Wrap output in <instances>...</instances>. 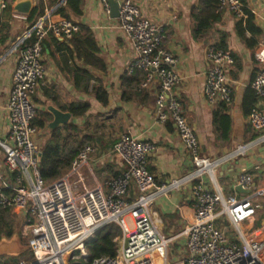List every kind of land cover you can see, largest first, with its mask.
I'll return each mask as SVG.
<instances>
[{"label": "crops", "instance_id": "1", "mask_svg": "<svg viewBox=\"0 0 264 264\" xmlns=\"http://www.w3.org/2000/svg\"><path fill=\"white\" fill-rule=\"evenodd\" d=\"M14 1L0 0L1 141L6 140L9 132L7 106L18 45L30 31L26 16L12 13ZM42 1L44 18L50 23L64 19L56 13L63 0L59 3L57 0ZM199 1L134 0V3L141 18L164 30L162 47L174 57V72L179 78L173 95L194 131L200 156L217 160L233 153L238 146L247 145L244 155L229 158L216 168L219 188L225 196L242 198L251 195L260 208L259 204L264 202V184L260 182L264 174V144L255 143L258 135L251 129L247 116L257 103L249 85L258 70L253 54L259 47H264V0H239L253 16V25L259 30L257 35L248 31L239 34V19L228 10L220 11L219 21L204 34L196 35L191 14ZM72 10L68 6L63 13L78 25L80 32L70 40L47 36L42 43L45 76L31 96L34 117L44 119V127L34 128L33 136L40 156L52 131L48 128L53 121L50 109H55L70 115L67 123L57 128L71 124L77 126L80 138H86L87 145L93 150L88 167L81 172L85 181L80 190L94 184L104 185L125 170L122 160L113 153L114 144L123 134L154 144L155 150L147 158L146 167L157 185L185 178L191 172L190 156L182 147L171 122L156 121L154 99L158 92L157 82L142 89L143 73L127 74L134 55L117 19L105 13L99 0H78V11ZM209 46L229 51L232 55L233 65L228 72L232 88L229 103L210 106L204 98L208 68L205 50ZM82 104L89 105L86 114L74 117L68 111L70 106ZM45 114L49 117L47 120ZM69 169H64L62 176ZM0 170V187L13 186L14 175L4 168L2 150ZM242 174L253 179V189L249 194H240L234 189L235 181ZM204 181L207 183L206 178ZM191 186L192 182L184 180L176 190L157 197L149 208L150 219L158 233L171 239L167 248V264H180L188 254L185 240L179 234L193 219ZM6 193L9 195L11 191ZM136 196L135 188L131 186L125 200L131 202ZM19 213L24 217L27 212ZM257 213L242 224L246 237L251 240L263 239L264 221L249 230V226L257 222ZM215 225L226 233L230 242H235V234L227 219L218 220ZM9 259L2 258V264Z\"/></svg>", "mask_w": 264, "mask_h": 264}, {"label": "built area", "instance_id": "2", "mask_svg": "<svg viewBox=\"0 0 264 264\" xmlns=\"http://www.w3.org/2000/svg\"><path fill=\"white\" fill-rule=\"evenodd\" d=\"M38 1L33 0V3ZM99 1L105 13L110 14L107 0ZM114 1L118 3V27L127 36L134 55L127 74L143 73L142 89L157 82L158 92L154 99L156 121L171 122L182 147L190 156L191 172L181 180L157 185L146 167L147 158L155 150L154 144L123 134L114 144L113 153L122 160L125 170L104 185L94 184L80 190L85 181L81 172L88 167L89 156L93 152L90 145L77 153L65 175L56 181L45 182L39 171L40 151L33 140L35 112L31 104L36 85L45 76L42 43L48 35L70 40L79 27L68 19L57 23H50L46 18L39 20L18 45L7 106L9 132L5 141L0 140L4 168L14 175L13 186L0 187V209L27 212L29 207L35 217L29 226L30 256L16 264H69L85 259V243L112 223L118 225L122 232L116 239L115 257H98L91 264H167V248L171 239L158 233L150 219L149 208L157 197L176 190L184 180L192 182L190 192L194 213L191 224L179 234L184 238L188 252L180 264H264V238L248 239L242 227L243 222L255 216L259 206L251 195L242 198L225 196L215 177L216 168L229 158L244 155L247 145L238 146L233 153L217 160L200 156L194 131L173 95L179 78L174 72V57L162 47L163 28L141 18L134 0ZM217 1L219 12L228 10L237 19L245 18L239 0ZM29 36L32 40L26 43ZM253 58L258 70L249 87L257 103L247 119L258 135L255 143L264 144L263 46L254 52ZM205 60L208 64L203 91L206 102L210 106L229 103L232 94L228 79L233 65L231 53L209 46L205 50ZM1 177L0 170V180ZM131 186H134L137 196L129 202L125 196ZM237 186L244 192H252V177L240 175L235 181ZM7 191L11 193L8 195ZM126 218L131 220L132 230L127 227ZM223 218L229 222L235 242H230L226 233L216 227V221Z\"/></svg>", "mask_w": 264, "mask_h": 264}, {"label": "trees", "instance_id": "3", "mask_svg": "<svg viewBox=\"0 0 264 264\" xmlns=\"http://www.w3.org/2000/svg\"><path fill=\"white\" fill-rule=\"evenodd\" d=\"M60 1L62 0H57L58 3ZM77 5L78 0H63L62 4L57 7L56 13L61 14L64 19H68V17L63 13L65 8L69 6L73 9L72 11L77 12ZM217 6V0H200L198 6L193 9L191 15L195 23L196 35L204 34L212 24L219 21L220 16ZM243 12L246 18L245 20L244 18L239 19V23L237 25L239 34L244 31H248L252 35H257L259 30L253 25V16L244 8V6ZM44 16L45 11L43 1L39 0L34 4L30 14L26 16V20L30 24V29L34 26V24H36L38 20L44 18ZM79 32L80 31L78 30V32L75 33L72 38ZM48 36L56 39L51 35ZM31 40L32 37L29 36L25 42L27 43ZM78 74L81 73L78 72ZM88 109V104L72 105L68 108V111L72 116L79 117L86 114ZM44 118L47 120L49 117L45 114ZM32 127L42 129L44 127V119L42 120L40 118L37 120V118L34 117L32 120ZM87 143L88 141L86 138H80L77 126L75 125H65L63 128L52 130L50 132L48 143L44 145L41 151L39 163L41 178L45 182L50 183L62 177V171L71 167V163L76 157L77 153L84 146H86ZM6 211L7 210L0 209V239L2 237L10 238L14 233L12 229L8 228L9 223L5 220ZM121 235L122 232L118 225L112 223L105 226L99 232H97L92 239L85 243L87 257L69 264H91L92 260L98 257H115L117 251L116 239L120 238ZM29 256V252L26 253V257L29 258ZM9 262L10 261L6 262L5 264H10Z\"/></svg>", "mask_w": 264, "mask_h": 264}, {"label": "water", "instance_id": "4", "mask_svg": "<svg viewBox=\"0 0 264 264\" xmlns=\"http://www.w3.org/2000/svg\"><path fill=\"white\" fill-rule=\"evenodd\" d=\"M109 4L110 17L113 19L118 18V3L114 0H107ZM34 7L33 0H15L11 11L12 13L20 16H28ZM50 113L53 116V121L48 124L50 130H54L59 125L67 123L70 118L69 114L61 113L55 109H50ZM236 192L240 194H249L250 191H242L238 186L235 187ZM262 238H264V231L262 232ZM28 248L21 244L17 232H14L10 238L2 237L0 239V258L12 257L18 258L25 254Z\"/></svg>", "mask_w": 264, "mask_h": 264}, {"label": "rangeland", "instance_id": "5", "mask_svg": "<svg viewBox=\"0 0 264 264\" xmlns=\"http://www.w3.org/2000/svg\"><path fill=\"white\" fill-rule=\"evenodd\" d=\"M263 175L264 174L261 175L262 177L260 179V182L262 184H264V176ZM262 196H263V199H264V195H262ZM259 205L261 207H260V209L257 210V212H258L257 213L258 214L257 215V222H256L255 225H250L249 226L250 227V229H249L250 231L253 230V229H255L256 227L260 226L261 223H262V221H264V202H261V204H259ZM21 215L22 214H20L17 211L8 210L5 213V220L9 223L8 224V228L9 229H12L14 232H17L18 235H20V238L19 239L21 240V243L24 246H26V245L28 246V240L30 239L29 226H30V223H33L34 222L35 217L30 212L29 207L27 209L26 215L24 217L21 216ZM125 222H126L127 227L129 228V230H132L133 229V224H132L131 220L129 218H126L125 219ZM28 223H29V226H28ZM26 253H28V251ZM26 253L23 254V255H21L18 258H12V257H10V259H9L10 262L9 263L10 264H16L19 260H27L28 257H26ZM168 262L171 263V260H170V257L169 256H168Z\"/></svg>", "mask_w": 264, "mask_h": 264}]
</instances>
